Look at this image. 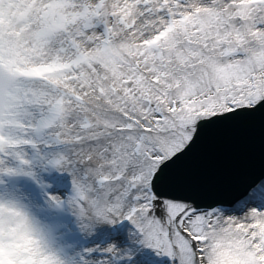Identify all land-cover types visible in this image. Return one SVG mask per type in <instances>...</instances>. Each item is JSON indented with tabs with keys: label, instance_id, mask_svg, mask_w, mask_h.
<instances>
[{
	"label": "snow or ice",
	"instance_id": "snow-or-ice-1",
	"mask_svg": "<svg viewBox=\"0 0 264 264\" xmlns=\"http://www.w3.org/2000/svg\"><path fill=\"white\" fill-rule=\"evenodd\" d=\"M0 264H264V0H0Z\"/></svg>",
	"mask_w": 264,
	"mask_h": 264
}]
</instances>
